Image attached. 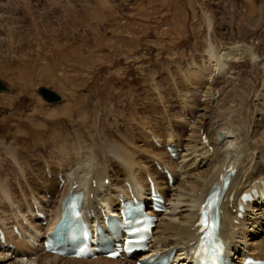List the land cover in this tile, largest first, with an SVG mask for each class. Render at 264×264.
Wrapping results in <instances>:
<instances>
[{"label": "bare ground", "instance_id": "bare-ground-1", "mask_svg": "<svg viewBox=\"0 0 264 264\" xmlns=\"http://www.w3.org/2000/svg\"><path fill=\"white\" fill-rule=\"evenodd\" d=\"M212 40L209 37L204 42L206 44L205 51L208 55L209 74L216 77L213 86L224 84L231 76V68L242 57L251 60L250 63L254 71L259 69L258 72L262 74L261 76L264 75V57L262 58L260 52L251 45L242 43L241 45L233 44L217 48ZM20 45L27 46L21 43L16 48L19 49ZM258 57H261V60H257ZM193 63L195 62L193 61ZM257 64H259L258 67H255ZM194 69H196L197 77L192 85L195 87L185 83L188 88L186 93L184 90L186 95L193 94V96L191 95L193 100H189L183 92L184 96L179 97L181 95L179 93V96L177 95L179 97L178 108L182 109V115L180 111L174 110L168 101L169 105L161 107L162 112L160 111L159 121H157L158 117L154 113V116H144L145 119H142L144 113L141 117H137L138 113L129 98V104L125 103L127 114L123 109L122 111L119 110L120 104L119 108L116 106L117 108L113 111L110 106V110L114 112L112 115L114 119L115 117H122L128 123L131 122V119L135 121L136 128H133L134 125L131 128L127 127L130 124L126 126V128L131 129L129 131L134 136L129 131L124 135V131H119L123 127H119L117 131L114 130L117 137H113L112 129L115 126L111 127L110 123L99 121L101 116L93 111L95 107L92 110H84L85 107L83 106H86L88 101L81 107L79 106L84 109H75L74 112L69 103L62 104L58 110L46 112L44 114L46 116L54 118L59 116L61 121H63L62 119L66 120L65 128L61 126L62 132L50 133L51 138L45 136L46 140L51 139L52 145L48 149H51V158H53L55 166L57 165V171L53 167L52 169L49 168V163H45L46 167L43 165L47 178L41 176L40 166L33 169L32 166L26 164L25 155L22 158L24 160L22 163L20 157L18 158L19 154L17 155L12 148L8 147L6 153L15 162L18 179L21 176L23 181L17 182L23 202L19 203L20 201L13 197L12 189L2 183L1 177L0 226L3 229L5 241L0 240V264H40L43 256L49 258L50 261L52 260L53 264H56L55 262L137 264L138 260L143 261L149 256L167 254L173 251L174 256L171 259L173 264H188L189 250L198 238L195 222L197 221L200 203L208 191L218 184L220 176L230 172H233V175L222 203L220 236L226 241L233 261L238 262L244 255L264 259V174H259L264 171V77L258 79L259 84L250 81L249 83H241L240 89L234 86L230 89V93H226L225 96L224 89L221 88L220 90L223 89L224 93L218 99L219 96H215V93L212 94L205 88L207 80L205 81L203 77L208 68L198 66ZM223 72L226 76L221 77ZM16 80L19 81L21 90H26L33 83L31 79L24 81L20 75L17 76ZM192 80L194 79L192 78L190 81ZM260 85L263 86L261 90H259ZM218 94L220 95V93ZM210 96L214 97L212 101L209 99ZM202 97H204L203 100ZM163 102L165 103L166 100ZM210 103L214 106L209 107ZM81 104H83L82 101ZM87 105L89 106V104ZM125 105L123 104L122 107ZM102 107L105 109L104 105ZM99 108L102 110L101 106ZM113 108H115L114 105ZM183 111L184 116L189 115V118L193 119V123L184 120ZM100 113L104 115L103 110ZM67 119L73 128L72 134L67 133ZM161 120L165 121L164 125L166 126L165 129L163 128L162 135L157 127ZM33 121L29 120L31 124L28 123L27 128H24L25 133L23 132V135L34 132V128L31 127L34 126L32 125ZM51 128L53 130V127ZM201 128H203L202 133L200 132ZM45 130L48 131L47 128ZM220 130L224 131L221 139H219L222 133ZM125 131L127 130L125 129ZM166 131L169 132L167 138ZM50 135L48 133L47 136ZM139 141L143 143L139 145ZM156 143L162 145L163 148L159 149ZM167 144L173 146L174 157L179 158V161L174 160V157L167 151ZM150 160L156 162L153 165L154 169L148 165ZM111 164L117 169L115 173L112 172ZM35 165L34 167H36ZM157 166L161 170L163 167L170 170L173 176L172 184H169L166 175L158 171ZM48 175H51L50 180H47ZM59 175L61 179H59ZM148 176L159 186L166 198V210L156 214L158 220L153 229L147 251L139 254L138 257L125 260H111L100 255L96 256L95 259H79L72 256L64 258L44 251V239L42 238L58 222L62 201L70 192L83 191L85 210L88 214L94 215L99 228L102 229L105 227L103 206L109 205L115 210L120 197L145 194V191L149 190ZM255 176L258 179L254 180ZM34 181L39 182V187ZM253 189L258 196L251 202L243 204V209L238 215L237 203L241 192ZM234 208L235 211L232 212ZM40 212L45 214V218L38 217ZM13 225H15L16 231L13 229ZM93 225L91 224L90 228L94 234ZM261 233L263 234L260 235Z\"/></svg>", "mask_w": 264, "mask_h": 264}, {"label": "rangeland", "instance_id": "rangeland-1", "mask_svg": "<svg viewBox=\"0 0 264 264\" xmlns=\"http://www.w3.org/2000/svg\"><path fill=\"white\" fill-rule=\"evenodd\" d=\"M209 37L217 48L247 43L260 52L263 58L264 0H0V81L7 87V90H0L2 183L12 189L13 197L20 201L19 203L23 202L17 186V182L23 181L21 176L18 179L15 162L6 153L8 147L19 154L20 160L25 155L26 164L33 169L40 166L43 178H47L44 170L47 163L49 168L53 167L57 171V165L55 166L50 155L51 149H48L52 145L51 139H46L51 138L50 133H55L54 131L62 132L61 126L65 128L66 120L61 121L59 116L54 118L44 114L58 110L62 104L69 103L73 112L83 107L84 110H92L95 107L93 111L101 116L99 121L110 123L111 127L115 126L112 136L117 137L114 133L119 127H123L122 131H119H124V135L131 130L126 128L127 124H130L127 126L129 128L133 125V128H136L132 119V123H128L125 118L112 117L113 109L119 108L120 105L119 110L123 109L127 114L125 103L129 104L128 98L134 104L137 117L144 113L142 119H145L144 116L155 114L159 121L161 107L168 103L181 114L178 99L187 92L188 86L185 83L195 87L192 82L197 77L194 68L198 66L208 68L203 77L207 80L205 88L219 96L218 99L224 92V96L230 93L234 86L240 89L241 83L252 81L259 84L264 75L261 76L259 69L254 71L251 60L242 57L231 68V76L227 75L230 76L229 79L224 84L213 86L216 77L209 74L208 55L205 51V39ZM19 41L27 46L20 45L22 49L16 48L21 44ZM257 60H261V57ZM224 74L225 72L221 77ZM19 75L24 81L31 79L32 86L21 90L19 81L16 80ZM192 78L194 80L190 81ZM39 86L53 90L59 94L60 99L56 102L44 101L37 92ZM259 88L261 90L263 86L260 85ZM191 95L193 96L191 93L186 95L189 100H193ZM209 99L212 101L214 97L210 96ZM81 101L83 104L80 105ZM84 104L86 106L80 108ZM100 106L104 115L100 113ZM211 106L214 105L210 103L209 107ZM183 117L193 123L189 115L184 116V111ZM29 120H34V126L30 125L34 132L26 133L25 136L23 134ZM164 123L165 121L161 120L157 126L161 135L166 128ZM46 128L48 131H44ZM58 128L60 130H57ZM66 130L72 134L73 128L68 119ZM200 130L202 133L203 128ZM48 133L50 136H47ZM220 133L219 139L224 131L220 130ZM165 135L167 138L169 132L166 131ZM140 143L143 142L139 141L138 144ZM156 146L163 148L162 145ZM174 160L179 161V158L175 157ZM148 165L152 169L155 168L151 160ZM111 167L115 173L117 169L113 164ZM259 174L263 175L264 171ZM50 178L51 175H48L47 180ZM254 178L258 179L256 176ZM39 182L34 181L37 187ZM47 197L49 198V195ZM46 258L43 256L40 264L54 263Z\"/></svg>", "mask_w": 264, "mask_h": 264}, {"label": "water", "instance_id": "water-1", "mask_svg": "<svg viewBox=\"0 0 264 264\" xmlns=\"http://www.w3.org/2000/svg\"><path fill=\"white\" fill-rule=\"evenodd\" d=\"M0 90H7V87L1 81ZM37 92L46 102H56L60 99L59 94H57L53 90L48 89L45 86H39Z\"/></svg>", "mask_w": 264, "mask_h": 264}]
</instances>
